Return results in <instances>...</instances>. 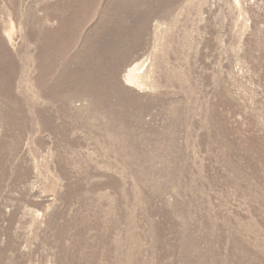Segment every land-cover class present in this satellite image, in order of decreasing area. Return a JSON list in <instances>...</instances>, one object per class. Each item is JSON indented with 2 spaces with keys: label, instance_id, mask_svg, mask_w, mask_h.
Masks as SVG:
<instances>
[{
  "label": "rangeland",
  "instance_id": "1",
  "mask_svg": "<svg viewBox=\"0 0 264 264\" xmlns=\"http://www.w3.org/2000/svg\"><path fill=\"white\" fill-rule=\"evenodd\" d=\"M0 264H264V0H0Z\"/></svg>",
  "mask_w": 264,
  "mask_h": 264
},
{
  "label": "bare ground",
  "instance_id": "2",
  "mask_svg": "<svg viewBox=\"0 0 264 264\" xmlns=\"http://www.w3.org/2000/svg\"><path fill=\"white\" fill-rule=\"evenodd\" d=\"M127 81L130 82L131 81V71L128 73L127 77H126Z\"/></svg>",
  "mask_w": 264,
  "mask_h": 264
}]
</instances>
